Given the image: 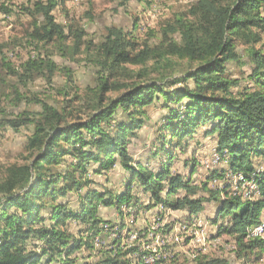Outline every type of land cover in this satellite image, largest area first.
<instances>
[{
	"label": "trees",
	"instance_id": "16d2710c",
	"mask_svg": "<svg viewBox=\"0 0 264 264\" xmlns=\"http://www.w3.org/2000/svg\"><path fill=\"white\" fill-rule=\"evenodd\" d=\"M6 1L0 6L8 12ZM64 3L34 0L23 7L32 19L27 36L36 47L41 43L64 46L72 40L79 54L85 44L84 30L73 24L66 27L54 15ZM263 34L264 0H196L187 13L163 28V37L155 45L141 43L131 32L111 26L89 59L97 71L96 86L89 89L92 94L84 103L90 110L87 118H73L71 107L81 99L78 96L57 107L37 94L29 100L38 104V110L24 109L0 117V131H18L28 124L34 127L22 163H12L0 174V264H78L77 253L93 249L95 238L111 223L101 217L100 206L121 208L125 204L137 210L162 206L192 217L200 214L207 202H218L214 223L229 217L227 225L219 223L218 234L232 236L237 256L263 254L264 231L256 237L248 235L262 224L264 216V51L257 48ZM238 43L245 46L244 53L238 50ZM91 45L88 42L87 50ZM241 56L249 58L251 73L247 78L253 86H243L240 79L228 75V63ZM149 62H154L157 76L146 71ZM130 64L143 65V73L138 74V81L127 83L121 95L111 98L108 93L121 86L112 78ZM57 71L72 77L70 69L37 55L22 64L19 81L27 85L44 77L51 82ZM177 71L180 76H174ZM160 99L168 111L151 152L161 163L154 170L136 160L129 145L148 120L147 106ZM201 126L206 137L216 138L219 162L228 164V169L220 170L223 178L228 173L242 177L236 191L229 178L222 188L210 189L206 183L192 185L191 175L172 172L175 154L168 149L170 140L176 139L175 147L180 148V141L194 137ZM117 163L129 174L124 193L107 197L90 187L95 182L91 171L101 174ZM195 165L192 163L194 172ZM134 183L150 196V203L133 195ZM244 183L255 185L253 194L257 195L251 200L241 192ZM200 190L208 195H199ZM72 191L78 194L77 209L67 200ZM70 221L83 227L74 231ZM121 242L118 237L101 245L97 259L83 264H158L167 257H176L175 262L180 263L179 254L173 255L170 248L167 256L148 263L134 257L138 247L121 246ZM202 254L184 262L229 264L227 259Z\"/></svg>",
	"mask_w": 264,
	"mask_h": 264
},
{
	"label": "rangeland",
	"instance_id": "374dc122",
	"mask_svg": "<svg viewBox=\"0 0 264 264\" xmlns=\"http://www.w3.org/2000/svg\"><path fill=\"white\" fill-rule=\"evenodd\" d=\"M2 1L4 0H0V5ZM33 1L7 0L6 6L10 10L8 12L0 6V117L5 114L11 116L13 112H22L24 109L38 110V104L29 100L37 94L40 99L48 100L57 107H62L65 99L78 96L81 99L74 101L71 107L73 118H87L90 110L84 103H86L85 99L92 94L89 89L96 86L97 71L96 66L89 59L94 57L96 46L104 40L108 27H121L131 32L141 43L159 44L163 37V28L174 23L180 14L187 13L196 0H65L64 4L54 10V15L56 20L66 27L73 24L84 30L85 44L79 54L75 53L72 40L66 42L64 46L54 43H41L37 47L34 46L27 36V29L30 28L32 19L23 8L32 5ZM174 37L179 40L178 35ZM88 42H92L90 50L86 48ZM244 47L238 43V50L241 53H244ZM257 48H262L264 51V34L263 42L259 43ZM37 55L42 59L54 60L64 70L70 69L72 77L69 78L64 71H57L51 82L44 77H37L27 85H23L19 81L22 64L30 57H37ZM153 63L147 64L149 70L146 71H151V76L154 77L158 74ZM143 68V65H127V70L121 71L117 77L112 78L113 82H118L121 86L109 92L108 95L111 98L121 95L128 88L127 83L139 80L138 74L143 73ZM250 73L251 64L246 56L228 63V75L231 78L240 79L243 86H253L247 78ZM174 76H180L179 72L177 71ZM65 91H68V95L64 94ZM146 109L149 115L148 120L142 128L137 130V136L131 137L129 147L136 160L148 165L151 169L158 170L161 167L160 158L154 157L151 152L159 135L163 116L168 110L162 107V99L155 100ZM204 129L205 127L201 126L197 128L194 137L186 141L185 138L181 140L180 143L183 145L180 148L175 147L176 139L170 140L171 145L168 149L175 154L172 172H181L188 178L191 175L192 185L199 187L206 183L210 189H219L224 186V181L228 178L233 188L241 185L242 178L238 174L228 173L225 175L226 178H223V172L220 170L228 169V164L219 162L220 156L215 152L216 138L206 137ZM33 132L34 127L30 124L22 126L18 131L12 129L0 131V174L6 166L22 163L23 156L26 155L28 137ZM192 163L196 164L195 172ZM128 177V171L121 163H117L113 169L101 174L91 171L90 178L95 182L91 183L90 187L107 194V197H115L125 192ZM132 193L139 195L145 204L150 203V196L145 194L137 183H134ZM199 195L207 196L208 194L200 190ZM67 200H70V205L74 209L79 207V198L75 191L68 194ZM219 207L218 202H207L200 214L188 217L189 214L185 211L166 209L162 206L151 210H137L128 207L127 204L121 208L100 206L101 217L111 223L104 225L103 232L95 238L93 249L83 248L77 253L79 257L77 263L94 262L101 245L113 243L119 237L122 241L121 246L128 243L130 246L138 247L139 251L134 254V257H142L145 261H150V258L154 261L161 256H167V248L173 251V255L179 254L180 263L175 262L176 257L172 260L167 257L166 261L158 264L186 263L184 259H195L200 253L209 257L227 259L229 264H264V253L258 254V257L252 255L250 258H240L235 253L232 236L218 234L219 223L227 225L229 218L220 219L219 223H214ZM262 223H264V216ZM70 224L74 231H77L80 226L83 227L76 221H70ZM160 229H165L166 232L162 233ZM139 235L141 238L137 240ZM195 240L198 241L194 252L193 241Z\"/></svg>",
	"mask_w": 264,
	"mask_h": 264
},
{
	"label": "bare ground",
	"instance_id": "6f19581e",
	"mask_svg": "<svg viewBox=\"0 0 264 264\" xmlns=\"http://www.w3.org/2000/svg\"><path fill=\"white\" fill-rule=\"evenodd\" d=\"M242 178V177H241ZM247 185H249L250 187H246ZM242 190L241 192L243 193V196L249 200L253 199L257 194H253L254 191L256 190L255 185L253 184H248V183H244V185L242 186ZM238 188H234V190L236 191ZM264 231V223H262L260 226L253 228L252 230H249L248 235L250 237H256L262 234V232Z\"/></svg>",
	"mask_w": 264,
	"mask_h": 264
},
{
	"label": "built area",
	"instance_id": "2783aa9c",
	"mask_svg": "<svg viewBox=\"0 0 264 264\" xmlns=\"http://www.w3.org/2000/svg\"><path fill=\"white\" fill-rule=\"evenodd\" d=\"M136 232V231H135ZM139 233V232H138ZM130 238H131V236H130ZM197 239H198V237H196ZM198 240H195V241H193V245H194V247H193V251L195 252L196 251V242H197ZM126 244H128V243H126ZM128 247L130 246L129 244L127 245ZM131 247V246H130ZM153 258H150V261H146V262H150V263H153V262H155V260L153 261Z\"/></svg>",
	"mask_w": 264,
	"mask_h": 264
},
{
	"label": "crops",
	"instance_id": "0c3cea01",
	"mask_svg": "<svg viewBox=\"0 0 264 264\" xmlns=\"http://www.w3.org/2000/svg\"><path fill=\"white\" fill-rule=\"evenodd\" d=\"M178 211V210H177Z\"/></svg>",
	"mask_w": 264,
	"mask_h": 264
}]
</instances>
